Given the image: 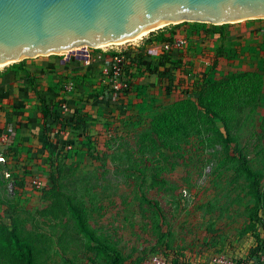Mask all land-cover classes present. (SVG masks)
I'll list each match as a JSON object with an SVG mask.
<instances>
[{"label": "rangeland", "instance_id": "rangeland-1", "mask_svg": "<svg viewBox=\"0 0 264 264\" xmlns=\"http://www.w3.org/2000/svg\"><path fill=\"white\" fill-rule=\"evenodd\" d=\"M256 25L253 22H245L229 26L226 31L229 37L223 42L224 49L228 50L232 45L239 43L247 49L248 45L263 41L259 39L262 38L260 34L263 33L261 29L264 27V20ZM216 29L217 27L180 33L185 35L186 39L183 49L188 50V55L192 57L194 54L198 56V65L202 66L205 62L200 55L203 47L208 46L212 52L221 43L216 38L214 40L210 38V42V39L201 40L198 36L202 34L201 37L206 38L203 32L210 30L214 32ZM145 40L111 44L101 47L100 51L124 49ZM157 51L158 49H155L153 52L155 53L153 60L158 57L156 54L159 51ZM57 57L64 58L62 54H59L53 56V61H56ZM153 60L150 62L154 63ZM237 61V63L231 62L229 66L234 68L237 65L238 70H241L240 67L254 69L264 62L251 63V60H241V57ZM75 65L70 66V69H75ZM93 67L81 66L80 79L76 76L61 78L62 81L73 80L76 87L73 93L65 94L68 110L62 114L63 117H73L76 98L91 103L101 101L100 85L104 83L103 76L98 65ZM233 70L221 67L215 70L219 74L216 75L215 72L213 74L214 77H218ZM261 70H264V63ZM152 77L157 84L160 82L155 72ZM55 84L58 90L62 87L57 81ZM157 89L159 87L155 88ZM159 93L148 95L138 103L106 102L105 111L102 110L103 107L102 109L97 107L100 110L97 112V119L99 117L102 120L101 130L104 133L108 132L111 136L132 128L141 133L146 128V121H149L157 107L167 99L161 94L162 98H160ZM87 102H83L84 105ZM110 105L115 106L110 107ZM116 106L118 108H115ZM249 111L247 106L235 112L232 134L239 136L241 145L249 146L247 149L249 156L257 161L253 165L254 169L263 168L264 173V160L253 155L255 150L252 153L253 146L259 141L257 135L261 132L258 127L259 120H254L253 117L247 119ZM83 112V108L76 110L79 116L83 115ZM196 137H192L193 144L180 150V153L186 156L184 160L180 158V163L171 156L173 152H168L171 155L167 158L159 155L151 162L146 161L149 168H144V164L127 158L123 147H118L120 139L116 137L110 142V146L117 152L104 158L103 162L97 161L93 165L87 163L85 157H77V160L80 159V168L59 175L56 183L59 197L54 200L53 196L44 197L42 191L29 188L23 199L18 202L20 208L17 214L23 221L22 227L25 231L41 233L35 260L40 264H109L110 256L90 243L79 231L72 218L73 215L66 207L67 197L73 198L74 201L78 200L83 205L88 221L96 233L103 236L107 244L121 256L128 258L125 264L143 255L146 258V253L150 251L151 246L161 234L171 247L183 250L187 256L206 263L218 252L231 258L246 257L249 250L257 243L256 238L247 231L251 223L249 214L254 203V199L248 196L250 181L243 175L234 176L232 170H226L217 161L219 147H206L205 144H200ZM71 144L72 142L68 145ZM61 151L59 149L55 152L56 155ZM71 162L68 160L65 163L71 166ZM65 163L63 162L64 165ZM138 167H143L142 171L137 170ZM3 169L4 167L1 166L0 201L9 200L15 205L17 200L14 193V187H17L15 181L16 177L21 175L14 174L9 177ZM262 183L264 187V179ZM53 193L54 191L51 195H54ZM55 203L59 204L54 205ZM60 203L63 204L60 206ZM155 205L159 206L163 214L158 212ZM6 207L8 204L0 203V212H4ZM5 221L8 222V218ZM255 258H257L256 255L249 260L252 261ZM5 262V259L0 258V264Z\"/></svg>", "mask_w": 264, "mask_h": 264}, {"label": "trees", "instance_id": "trees-1", "mask_svg": "<svg viewBox=\"0 0 264 264\" xmlns=\"http://www.w3.org/2000/svg\"><path fill=\"white\" fill-rule=\"evenodd\" d=\"M256 20L263 19L245 21L250 23ZM240 23L219 25L214 32L211 30L208 32L202 31L206 34V38L201 37L202 34H199L198 37L201 40H209L210 38L214 40L216 38L221 42L212 52L208 46H206L207 49L206 47L202 48L200 55L205 59L202 66L198 65V56L196 54L193 57L192 55H188L189 51L184 50L183 47L170 50L162 47L163 49L157 59H155V63L150 64V71L155 72L160 78V84L156 86L159 89L154 92H152L150 85H145L144 90H142V87L134 81L137 80L140 74L145 73V70L141 69V67L146 57H152L151 53L145 51L137 54L128 65L127 63L125 64L121 80L127 86L118 91L120 92V95H118L120 97L117 98L116 102H124L132 92H135L138 96H142L143 94L150 96L151 94L160 92L159 96L162 95L167 98L165 102L157 107L156 112L149 121H146V128L141 133L132 128L121 134L115 133L116 135L111 136L108 132L104 133L101 130V118H93L89 112H83V115L80 116L74 112L73 117H63L64 115L62 114L65 113L62 110V104L66 102L65 94L67 92L63 86L57 92L55 91L56 87L39 89L34 77L26 68L27 62L30 60L29 58L15 62L9 66L21 69L25 74H28L30 86L38 100L41 112L40 122H42L45 136L48 139L47 146L50 144L49 141L53 139L52 133L55 129L57 130V134L62 130H67L70 134L72 133L75 139H69L70 142L68 143L72 142L74 146L67 153L61 151L56 155L54 151H50L49 160L46 164V169L49 171L47 180L44 176L39 179H29L28 176H22L21 179L15 181L17 186L16 188L14 187V193L17 197L15 205L9 200L0 201L3 205L8 204L4 212H0V258L5 259V264H40L35 260V255L39 248L38 241L42 237L41 233L25 231L22 227L23 221H21L17 214L20 208L18 207V202L23 199L28 188L42 191L44 197L53 196L52 199L54 200V198L59 197V193L56 191L59 175L64 174V172L70 173L80 168V159L77 160V157H85L87 163L94 165L95 162L101 163L104 158L115 154L117 150H112L110 142L116 137L120 139L118 147H123L127 158L133 159L139 164H144V168H149L146 161L151 162L159 155L167 158V156L171 155L168 152H173L171 156H174L176 161L178 160L177 162L180 163L181 159L184 160L186 158L183 153H180V150L189 144H193L192 137L197 136L196 138L199 139V143L205 144L206 147H219L217 149L219 153L217 161L226 170H232L234 176L239 177L243 175L250 181L248 196L254 199L249 214L251 223L247 231L256 238V246L249 250V254L246 257L233 258L237 264H243L248 262L252 256L259 255L260 251H264L263 168L254 169L253 165L257 161L249 156L250 154L247 151L249 146L247 144L241 145L239 143V136L232 134L235 112L249 106L250 111L246 118L252 119L253 117L254 120H259L258 127L261 129V132L257 135L259 141L253 146L252 153L255 150V154L253 153V155L264 160V70H261V66L264 63L262 62L261 64V61H264V41L248 45L247 49L240 46L241 44L239 43L240 45H232L228 50H225L223 42L229 37L226 32L227 28L233 24ZM209 24L211 25V23H190L185 21L166 25L150 32L145 42L146 45L163 46L164 44L174 42L179 28L186 30L190 26L191 28L200 29L202 26ZM215 35L217 36L214 37ZM242 45L244 44L242 43ZM240 57L241 60H251V63L260 62L261 66L258 65L259 67H255L254 69L248 67H243L242 69L240 67L241 70L236 69L237 65L231 68L229 64L233 61L237 63V59ZM131 67L139 68L138 76L131 73ZM221 67L227 70L228 68L234 70L214 77L213 73L219 74L216 71ZM102 76L104 80V75L102 74ZM62 82L61 78L58 79L60 86ZM106 86L109 87L110 84L106 83ZM50 91L55 94L48 97L47 94ZM46 92L48 93L45 94ZM115 108L118 107L116 106ZM105 117L108 116L105 115ZM76 133H80L81 136L73 135ZM156 152L157 154L155 155ZM68 160L72 161L71 166L65 163ZM73 164L74 166H72ZM135 167L137 168V164ZM142 169L143 167H138L137 170L142 171ZM14 174H17V172L10 173V175ZM27 179L30 180V186L27 185ZM36 180L41 181L40 187L37 186ZM53 191L54 195H51ZM58 204L55 203L54 205ZM62 204L60 203V206ZM66 207L73 215L72 218L79 231L85 235L90 243L96 245V247L110 256L109 264L126 263L125 261L128 258L121 256L113 247L107 244L103 236L96 233L88 221L83 205L78 200L74 201L73 198L67 197ZM156 209L160 214H163L158 205ZM6 218H8V222L5 221ZM153 229L155 230L156 226ZM163 238L161 234L151 246L150 251L146 253V258L143 255L136 259H131V263L144 264L151 255L158 254L166 260L167 264H212L213 256L208 263L197 260L195 257L187 256L183 250L171 247L168 241Z\"/></svg>", "mask_w": 264, "mask_h": 264}, {"label": "water", "instance_id": "water-1", "mask_svg": "<svg viewBox=\"0 0 264 264\" xmlns=\"http://www.w3.org/2000/svg\"><path fill=\"white\" fill-rule=\"evenodd\" d=\"M251 19H264V0H0V66L63 53L80 59L86 48L147 39L185 21L208 29Z\"/></svg>", "mask_w": 264, "mask_h": 264}, {"label": "crops", "instance_id": "crops-1", "mask_svg": "<svg viewBox=\"0 0 264 264\" xmlns=\"http://www.w3.org/2000/svg\"><path fill=\"white\" fill-rule=\"evenodd\" d=\"M263 20H257L253 23L259 25ZM261 30L263 33L260 34L262 38L259 40L263 39L264 41V27ZM179 34L180 33H177L176 37L185 36ZM259 42L261 41H258L257 43ZM155 46L156 45H146V42L143 41L142 43L134 46L118 49L127 56V65L137 54L145 51L151 53L152 57H146L143 61V66L141 67V69L145 70V73L143 72L139 75L138 67H131L130 71L131 73L137 74V76L139 75L137 80L134 81L142 87V90H144L145 85H150L152 87V92L155 91L154 88L160 83L159 82L157 84L154 80L155 78L152 77L153 71H150V63L154 57L151 50ZM159 54L156 55L158 56ZM29 59L30 60H28L26 68L34 77L36 85L39 89L56 87L55 82H58V79L65 78L66 76H76L80 79L79 69L81 66L94 68L93 66L98 65L96 63L86 66L80 60L73 58L69 61H65L63 57H57L55 58L56 61H53V56L51 55ZM153 62L155 63V60H153ZM74 64H76L75 69H70V66H74ZM10 65L0 68V157L5 158V162H0V167H4L3 172L5 173L6 171L9 173V177L11 176V172H17V174L21 175V177H16V180L21 179L22 176H28L29 179H39L41 178V175L47 180L48 173L46 171V164L49 160L50 151L57 152L59 149L64 153L71 151L74 144L68 145V142H70L69 139L73 138L74 140L75 137H73L72 133L70 134L67 130H62L59 134H57V130L55 129L52 133L53 139L49 141L50 144L47 146L48 139L45 136L44 129L41 125L42 123H40L41 112L38 100L36 98V94L30 86L27 76L28 74H25L21 69L9 67ZM98 66L100 68V65ZM99 70L101 71V68ZM65 71H67V73ZM70 82L75 85L73 80L63 81L62 86L65 90H67L66 86ZM102 82L104 83L100 85L102 89V95L100 96L101 101H98L99 103H91L76 98L74 99L76 105L74 106L73 111L76 112V110L83 108L84 112H89L90 115L95 118L97 117V112L100 111L97 107L101 109L103 107L102 110L105 111L106 102H116L117 98L120 97L118 96L120 95V92L112 90L110 86L107 87L105 79ZM55 91H59L57 87L55 88ZM72 91L74 92V90ZM72 91H67V93L71 94L73 93ZM47 93L48 92L45 94ZM54 94V92L50 91L47 95L50 97ZM78 94L80 95V93ZM128 97L129 98L124 100V102L138 103L139 100H144L148 96L146 94L138 96L135 92H132ZM83 102L87 103L84 105ZM110 107L114 106L110 105ZM5 134H10V138L3 140L1 136ZM79 134L76 133L73 135L78 136ZM29 179H27V185L30 186L31 184H29Z\"/></svg>", "mask_w": 264, "mask_h": 264}, {"label": "built area", "instance_id": "built-area-1", "mask_svg": "<svg viewBox=\"0 0 264 264\" xmlns=\"http://www.w3.org/2000/svg\"><path fill=\"white\" fill-rule=\"evenodd\" d=\"M186 43V39L184 36H179L176 37L173 43H168L164 44L163 46L157 45L152 48L151 52L153 53L155 49H158V53H161L162 49L170 50V49H178L182 47ZM163 47V48H162ZM101 47H91V48H86L88 53L85 55L81 53L80 59L75 58L74 55H69V53H63L62 56L64 58L70 57L69 60L72 58L80 60L84 63L86 66H90L92 64H98L100 65L101 71L103 75L105 76V82L107 84H110V87L112 90L118 92L122 88H125L127 85L124 81L121 80V75L123 74V68L124 65L126 64V59L127 56L122 53V51L115 49L111 50L109 52H103L98 49ZM155 54V53H153ZM68 60V61H69ZM74 88V85L72 82L68 83L66 86L67 91H72ZM62 110L65 113L68 110V104L64 102L62 104ZM3 140H7L10 138V134H5L1 136ZM0 161H5L4 157H0ZM6 175L9 176V173L6 172ZM37 186H41V181L36 180ZM144 264H167L166 260L158 255V254H153L151 255L145 262ZM212 264H237L234 258L228 257L224 253H216L212 257ZM243 264H264V251H260L259 255H257V258L255 260H249L248 262H245Z\"/></svg>", "mask_w": 264, "mask_h": 264}, {"label": "bare ground", "instance_id": "bare-ground-1", "mask_svg": "<svg viewBox=\"0 0 264 264\" xmlns=\"http://www.w3.org/2000/svg\"><path fill=\"white\" fill-rule=\"evenodd\" d=\"M122 43H125V42H122ZM122 43H116V44H122ZM104 46H107V45H104ZM104 46H97V47H104Z\"/></svg>", "mask_w": 264, "mask_h": 264}]
</instances>
